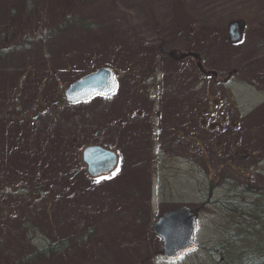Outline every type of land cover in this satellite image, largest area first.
<instances>
[{"label": "rangeland", "instance_id": "1", "mask_svg": "<svg viewBox=\"0 0 264 264\" xmlns=\"http://www.w3.org/2000/svg\"><path fill=\"white\" fill-rule=\"evenodd\" d=\"M35 8L29 36L0 57V264H27L42 236L65 226L74 230L64 235L75 264H215L207 248L231 231L218 202L228 179L249 169L251 185L264 189V0H44ZM238 17L247 32L232 44L227 27ZM190 50L215 74L170 55ZM104 65L118 73L114 94L65 101V88ZM92 143L119 153L114 175H89L82 150ZM178 207L195 211L199 247L168 260L152 225ZM87 224L104 235L88 240L91 248L76 243ZM120 225L129 237L109 236Z\"/></svg>", "mask_w": 264, "mask_h": 264}, {"label": "trees", "instance_id": "2", "mask_svg": "<svg viewBox=\"0 0 264 264\" xmlns=\"http://www.w3.org/2000/svg\"><path fill=\"white\" fill-rule=\"evenodd\" d=\"M43 2L44 0H0V36L1 32L5 36L4 43H0V57L10 49V47L4 48V45H12L14 40L20 41L29 36L25 30V26L30 24L31 15L35 11V7L41 6ZM24 18H26L27 22L20 23L19 20ZM20 37L21 39H19ZM255 164L253 163L252 167ZM247 172L250 173L247 174ZM240 173L242 175L228 179L227 182L230 183L227 187L228 193L224 196V199L218 200L221 204L219 209L225 210L231 219V231L223 243L207 248L215 264H264V189H257L251 185L250 175L252 173L249 169L243 168L238 171V174ZM192 212L196 215L195 211L192 210ZM78 214L84 216L85 210L79 209ZM79 219H81L80 216ZM111 219L114 218H110L109 221ZM20 221L22 224L29 222L22 218ZM105 221L102 222L104 223ZM150 226L148 225V228ZM119 227L125 228L122 225L117 226L116 229L113 228L108 233L109 236L117 234L121 235V237H129L127 233L120 232ZM69 228L71 226H65V230L56 229V238L51 240L46 235H43L42 240L46 244L35 246V249L31 253L25 255L24 261L27 264H75L74 261H70L73 249L69 247L70 242L67 239L68 237L64 235L66 234V229ZM78 229L79 232L76 231V233L80 234V237L77 238L76 243L79 245L84 240L86 241L84 245H89L86 248H91L88 240L103 238L104 236L103 233H100L88 224L78 227ZM73 231L71 228L70 232L72 233ZM76 233L74 232L73 234ZM35 234L38 235L36 227L30 223L29 238H33ZM152 234L153 237L158 238L154 235L153 230Z\"/></svg>", "mask_w": 264, "mask_h": 264}, {"label": "water", "instance_id": "3", "mask_svg": "<svg viewBox=\"0 0 264 264\" xmlns=\"http://www.w3.org/2000/svg\"><path fill=\"white\" fill-rule=\"evenodd\" d=\"M245 28V20H232L228 25L230 41L238 43L244 36ZM215 72L212 71V74ZM117 86L115 71L110 67H101L74 82L68 88L66 95L68 101L76 102L89 99L95 94H112L116 91ZM83 159L88 164L90 176L96 178L115 168L118 155L112 150L95 145L84 150ZM197 229V217L186 207L164 213L153 225L154 233L162 238L163 255L168 260H179L197 248Z\"/></svg>", "mask_w": 264, "mask_h": 264}, {"label": "flooded vegetation", "instance_id": "4", "mask_svg": "<svg viewBox=\"0 0 264 264\" xmlns=\"http://www.w3.org/2000/svg\"><path fill=\"white\" fill-rule=\"evenodd\" d=\"M170 55L172 56V57H175V58H177V59H179V60H183V59H190V58H192L193 59V61L196 63V65H197V68H198V70L202 73V74H204V76L207 78L208 76H210V75H212V70H207L206 68H205V66H204V63H203V60H202V58H201V56H200V53H198V52H196V51H193V50H190V51H187V52H182V53H180L179 55H176L175 54V52H170ZM182 55H184V57H182L181 58V56ZM199 64H201V66H199ZM105 66V65H104ZM101 67V66H100ZM99 68V67H98ZM97 68V69H98ZM96 70V69H95ZM95 70H93V71H95ZM93 71H91V72H93ZM91 72H89V73H91ZM115 72H116V76L118 77V73H117V71L115 70ZM89 73H87V74H89ZM87 74H85V75H87ZM85 75H83V76H85ZM82 76V77H83ZM214 76V75H213ZM80 78V77H79ZM70 86V85H69ZM68 86V87H69ZM68 87L67 88H65V91H64V94H63V98L65 99V101L67 102V100H66V91H67V89H68ZM164 92L162 91V93L161 94H163ZM95 96H93V98H94ZM102 97H105V96H102ZM93 98H91V99H93ZM162 98V97H161ZM60 99V98H59ZM62 99H60L59 100V104L60 103H62L63 102V100L61 101ZM87 100H89V99H87ZM87 100H84V101H87ZM79 102H81V101H79ZM83 102V101H82ZM161 105H162V103H161ZM205 105L203 104V106L202 107H204ZM206 108V107H205ZM204 108V109H205ZM129 110H130V107H129ZM211 110V109H210ZM132 111V110H131ZM163 111V110H162ZM54 113L55 114H57L58 113V111H54ZM201 114H202V112H200ZM204 114H205V112H204ZM223 116V115H222ZM203 118V117H202ZM203 119H206V118H203ZM208 119V118H207ZM196 139H193V141H195ZM92 145H96V146H102L103 148H106V149H108V150H112V151H114V152H116L114 149H112L111 147H109V146H106V145H103V144H94V143H92V144H88V145H86L85 147H84V149L86 148V147H89V146H92ZM83 149V150H84ZM83 150H82V153H83ZM117 153V152H116ZM117 155H118V162H117V164H116V166H115V168L113 169V170H111L110 172H108V173H103L102 175H114V172L118 169V167H119V163H120V155H119V153H117ZM82 161H83V164H84V167L87 169V171H88V167H87V165H86V163L84 162V160H83V156H82ZM89 173V172H88ZM90 175V174H89Z\"/></svg>", "mask_w": 264, "mask_h": 264}]
</instances>
